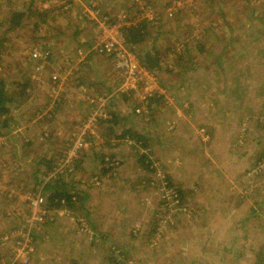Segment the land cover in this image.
<instances>
[{
    "label": "rangeland",
    "instance_id": "374dc122",
    "mask_svg": "<svg viewBox=\"0 0 264 264\" xmlns=\"http://www.w3.org/2000/svg\"><path fill=\"white\" fill-rule=\"evenodd\" d=\"M0 79V264H168L198 230L186 186L216 176L213 142L264 117V0H0Z\"/></svg>",
    "mask_w": 264,
    "mask_h": 264
},
{
    "label": "crops",
    "instance_id": "0c3cea01",
    "mask_svg": "<svg viewBox=\"0 0 264 264\" xmlns=\"http://www.w3.org/2000/svg\"><path fill=\"white\" fill-rule=\"evenodd\" d=\"M229 39L230 42L227 44L225 41L224 46H231ZM240 97L244 101L245 95L240 93ZM218 98L230 101L226 87L222 93L218 92ZM220 107L214 104L207 119L215 112L219 115L223 111ZM226 111L230 110L227 108ZM195 112L200 115L203 109ZM259 112L253 123L248 122L247 112L238 119L241 122L236 124L235 129L239 127L238 132L234 130L236 136L231 135L229 132H234L228 128L235 123L225 125L227 136L215 140L212 149L213 154L219 157V162L214 164L219 173L215 171L216 176L208 174V180L199 173L197 183L191 182L186 186L188 189L193 186V192H197L200 201L198 230L190 237H182V247L175 252L172 260L167 259L168 264H264V253L263 257L260 255L264 245V165H261V162L264 163V117ZM207 123L208 129L218 131L217 126ZM197 133L200 135V131ZM188 134L191 136L190 129ZM193 140L189 143L193 144ZM220 148H223V153L219 156ZM194 155L197 153L193 152ZM191 158L184 162L191 161ZM203 158L201 155L198 161ZM242 191L256 192L261 197H257L255 203L240 205L238 194L241 196ZM90 256L99 258L98 254Z\"/></svg>",
    "mask_w": 264,
    "mask_h": 264
},
{
    "label": "trees",
    "instance_id": "16d2710c",
    "mask_svg": "<svg viewBox=\"0 0 264 264\" xmlns=\"http://www.w3.org/2000/svg\"><path fill=\"white\" fill-rule=\"evenodd\" d=\"M121 34L125 39V43L127 44H134L142 42L146 36L150 33V29L148 27V22L141 21L139 23H130L124 24V26L120 27ZM28 83H26L27 86ZM5 82L3 79H0V114H5L8 111L7 103L10 101L9 93L5 89ZM30 89V88H29ZM20 94L28 93L25 91V88H21ZM67 200L71 198L69 196L63 197ZM62 198L59 199V203L61 202Z\"/></svg>",
    "mask_w": 264,
    "mask_h": 264
},
{
    "label": "built area",
    "instance_id": "2783aa9c",
    "mask_svg": "<svg viewBox=\"0 0 264 264\" xmlns=\"http://www.w3.org/2000/svg\"><path fill=\"white\" fill-rule=\"evenodd\" d=\"M106 49L107 50H110V45H106ZM38 55H39V53L38 52H34L33 54H32V56L33 57H38ZM118 56L120 55H122L121 53H118L117 54ZM45 56V55H44ZM123 61H121L122 62V69H132V70H134V71H142V73H144V70L143 69H140V68H138L137 66H136V64L134 63H132L131 62V60H130V57H129V60H126L125 59V57H124V55L122 56V58H121ZM129 61V62H128ZM118 66L120 67V65L118 64ZM134 71H131V75L129 76V79H132L133 78V76H134ZM137 112H140L139 111V109H137ZM167 181V180H166ZM165 185H168V188L167 189H169L171 192H172V190H171V185L168 183V181H167V183L165 182ZM173 194H176L175 193V191L173 192Z\"/></svg>",
    "mask_w": 264,
    "mask_h": 264
},
{
    "label": "clouds",
    "instance_id": "9594fccd",
    "mask_svg": "<svg viewBox=\"0 0 264 264\" xmlns=\"http://www.w3.org/2000/svg\"><path fill=\"white\" fill-rule=\"evenodd\" d=\"M32 58H33V59L42 60V59H45V56H42V55L39 54L38 57H33V56H32Z\"/></svg>",
    "mask_w": 264,
    "mask_h": 264
},
{
    "label": "bare ground",
    "instance_id": "6f19581e",
    "mask_svg": "<svg viewBox=\"0 0 264 264\" xmlns=\"http://www.w3.org/2000/svg\"><path fill=\"white\" fill-rule=\"evenodd\" d=\"M147 9V8H146ZM148 16V15H147ZM165 18V17H164ZM148 19V18H147ZM151 20V19H150ZM165 21V20H164ZM115 22V21H114ZM118 22V21H117ZM109 25V24H108ZM154 26V25H153ZM158 29H160V28H158ZM162 30V29H161ZM120 43V42H119ZM117 67V66H116ZM137 82V81H136ZM168 129V128H167Z\"/></svg>",
    "mask_w": 264,
    "mask_h": 264
},
{
    "label": "water",
    "instance_id": "95a60500",
    "mask_svg": "<svg viewBox=\"0 0 264 264\" xmlns=\"http://www.w3.org/2000/svg\"><path fill=\"white\" fill-rule=\"evenodd\" d=\"M150 60H151V59H148V62H151ZM150 64H151V63H150Z\"/></svg>",
    "mask_w": 264,
    "mask_h": 264
}]
</instances>
